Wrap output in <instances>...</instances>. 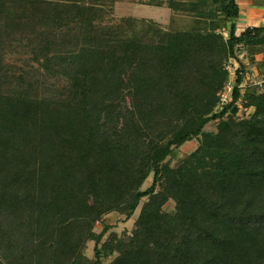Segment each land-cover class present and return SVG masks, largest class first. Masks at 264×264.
Segmentation results:
<instances>
[{
    "label": "trees",
    "instance_id": "trees-1",
    "mask_svg": "<svg viewBox=\"0 0 264 264\" xmlns=\"http://www.w3.org/2000/svg\"><path fill=\"white\" fill-rule=\"evenodd\" d=\"M121 1L0 0V264H264V90L242 93L241 58L264 70V26L238 35L237 0L109 23Z\"/></svg>",
    "mask_w": 264,
    "mask_h": 264
},
{
    "label": "rangeland",
    "instance_id": "rangeland-1",
    "mask_svg": "<svg viewBox=\"0 0 264 264\" xmlns=\"http://www.w3.org/2000/svg\"><path fill=\"white\" fill-rule=\"evenodd\" d=\"M150 0H122L120 3L116 4H110L111 7H113L115 13L113 16V20H111L109 23H118L121 18L124 17H137L139 19H148V20H153L158 23H160L161 27L163 29H167L169 27L171 18L175 13H173L167 6V1L168 0H157L165 4L161 9H155L151 8L150 6L147 5V3ZM185 1H195V0H185ZM264 2V0H261ZM179 14H177L176 17H178ZM189 18L188 15H186ZM180 19V18H177ZM113 21V22H112ZM222 24V21H221ZM224 24V22H223ZM238 28H245L248 26L247 23H243L241 18H239L237 22ZM264 26V25H263ZM226 36H228L225 33ZM242 60L244 63L249 64L247 66L248 73L246 74V82L244 86L242 87V93H244L247 89L254 87L255 83L260 81L261 79L264 78V70L260 68L259 66V61L261 60L262 56L259 55L258 58H256V63L254 65L250 64L249 59L247 57H243L241 55ZM235 66V71L239 68L238 64H234ZM262 74V78H258ZM249 78V79H247ZM232 84L235 82V76L233 75V78H231ZM242 108V106H241ZM245 110H242L241 117L243 115H246ZM206 131L210 132H216L217 131V121L216 122H211L207 127L205 128ZM198 147V140L195 139L192 142H189L182 146L180 149L176 150L174 155L172 157H169L168 160L170 161L171 165L177 164L181 159L185 158L192 152H194ZM153 182V174L149 177V179L145 182L143 185V190H146L152 185ZM146 199L142 201L140 204V207L137 209L136 213L130 218L129 220H126L125 216L120 215L119 213H110L102 218V220L96 224L94 231L99 234L101 233L106 227L110 228L108 232L105 234L102 244L108 239L111 233H117L118 236H124L130 235L132 233V230L134 229V224L136 219L139 216L140 209L142 204L144 203ZM175 208L174 202L170 201L165 209L167 212H172ZM99 247H101V245ZM95 247H96V242L95 241H90L87 244L86 250H85V255L88 257L90 260H95ZM113 258L105 259L104 263L108 264L111 262Z\"/></svg>",
    "mask_w": 264,
    "mask_h": 264
},
{
    "label": "crops",
    "instance_id": "crops-1",
    "mask_svg": "<svg viewBox=\"0 0 264 264\" xmlns=\"http://www.w3.org/2000/svg\"><path fill=\"white\" fill-rule=\"evenodd\" d=\"M180 1H185V0H180ZM237 3L240 6V18L242 22L248 24V26H246L245 28H240L238 30L237 32L238 35L248 27H260L264 25V2H262L261 0H237ZM164 5L165 4H163V6ZM150 7L155 9L162 8L155 6H150ZM171 11L173 12V10ZM173 16L175 15L173 14ZM262 59L263 56L261 60ZM261 60L259 62H261Z\"/></svg>",
    "mask_w": 264,
    "mask_h": 264
},
{
    "label": "built area",
    "instance_id": "built-area-1",
    "mask_svg": "<svg viewBox=\"0 0 264 264\" xmlns=\"http://www.w3.org/2000/svg\"><path fill=\"white\" fill-rule=\"evenodd\" d=\"M234 64H237L236 61L233 60V62L228 66V70L232 75H234L235 71V66ZM260 76L258 77L259 79L262 78V74H259ZM233 78V77H232ZM249 79V78H247ZM233 85L232 81L225 86L223 92L221 93V101L218 106V108H223L225 105L229 104L232 101V92H233ZM244 86V85H243ZM255 86H257L261 91L264 90V78L261 79L260 81L255 83Z\"/></svg>",
    "mask_w": 264,
    "mask_h": 264
}]
</instances>
